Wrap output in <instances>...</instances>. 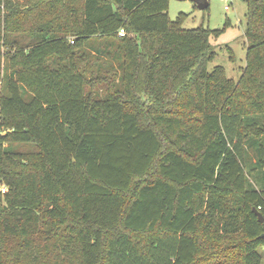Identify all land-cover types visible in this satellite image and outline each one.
Wrapping results in <instances>:
<instances>
[{
    "label": "trees",
    "instance_id": "16d2710c",
    "mask_svg": "<svg viewBox=\"0 0 264 264\" xmlns=\"http://www.w3.org/2000/svg\"><path fill=\"white\" fill-rule=\"evenodd\" d=\"M243 1L234 81L207 70L227 22L184 29L169 0H0V264H262L264 0Z\"/></svg>",
    "mask_w": 264,
    "mask_h": 264
},
{
    "label": "rangeland",
    "instance_id": "374dc122",
    "mask_svg": "<svg viewBox=\"0 0 264 264\" xmlns=\"http://www.w3.org/2000/svg\"><path fill=\"white\" fill-rule=\"evenodd\" d=\"M208 8L199 10L191 0H169L167 15L173 21L179 14L186 15L182 27L184 29H196L203 27L211 31L222 30L227 22L225 31L218 37H210L209 43L211 51L214 52V59L208 63L207 70L211 71L214 67L220 66L225 70L227 78L238 81L241 72L246 64L247 44L244 37L246 26V5L243 0H228L227 3L220 0H207ZM225 5L228 9H225ZM1 86V81H0ZM21 152H34V147H15ZM249 160L251 163L256 161L255 153L248 149ZM262 174L264 185V170L261 173H254L259 176ZM259 188V185L257 186ZM59 237V232L52 236L54 242ZM264 264V246L258 249Z\"/></svg>",
    "mask_w": 264,
    "mask_h": 264
},
{
    "label": "water",
    "instance_id": "95a60500",
    "mask_svg": "<svg viewBox=\"0 0 264 264\" xmlns=\"http://www.w3.org/2000/svg\"><path fill=\"white\" fill-rule=\"evenodd\" d=\"M191 1H193V3H195V5L197 6V8L199 10H206L209 6L207 0H191ZM253 212L256 215V217L258 218V221L260 223H264L263 215L259 211H257L256 209H254ZM262 237H264V235H262Z\"/></svg>",
    "mask_w": 264,
    "mask_h": 264
},
{
    "label": "built area",
    "instance_id": "2783aa9c",
    "mask_svg": "<svg viewBox=\"0 0 264 264\" xmlns=\"http://www.w3.org/2000/svg\"><path fill=\"white\" fill-rule=\"evenodd\" d=\"M220 1H221V2H224V3H227L228 0H220ZM225 9H228V7H227L226 5H225ZM124 34H125V33H124V30H120V31H119V36H120V37L124 36ZM0 192H1V193H4V192H5V188H1V189H0ZM257 211H259V212L262 214V212H264V206H258V207H257Z\"/></svg>",
    "mask_w": 264,
    "mask_h": 264
}]
</instances>
